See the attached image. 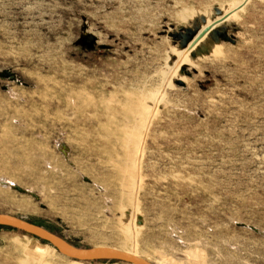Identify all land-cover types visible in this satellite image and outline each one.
<instances>
[{"label":"rangeland","instance_id":"1","mask_svg":"<svg viewBox=\"0 0 264 264\" xmlns=\"http://www.w3.org/2000/svg\"><path fill=\"white\" fill-rule=\"evenodd\" d=\"M245 1L0 0V178L26 191L0 214L81 249L140 229L152 264H264V0L180 37ZM62 256L0 228V264H128Z\"/></svg>","mask_w":264,"mask_h":264},{"label":"water","instance_id":"2","mask_svg":"<svg viewBox=\"0 0 264 264\" xmlns=\"http://www.w3.org/2000/svg\"><path fill=\"white\" fill-rule=\"evenodd\" d=\"M249 0H246L242 5H240L237 9L232 12L222 14L220 10L215 9L217 15L220 16L218 20H215L212 24H207L205 18H200L194 24L193 29H189L185 31V33H181L180 37L184 43V46L192 47L197 45L203 38L207 37L211 32H214L215 36L218 38H222L225 34H227L226 28H222L220 31H216V26H220L227 19L231 17V15L244 8ZM200 22L204 24V27L201 28ZM96 43L94 37H91L89 40V48L92 49ZM10 78V73L7 74ZM66 149V147H63ZM64 149H62V153L65 154ZM16 191L20 193H24V190L20 188H15ZM0 228L2 229H11L24 232L31 236H34L40 239L43 242L48 243L53 248H55L61 255L66 258L72 259L74 261H82V262H124L128 264H152L143 259L134 257L128 253H124L111 248H91V249H81L77 248L64 239L52 234L51 232L43 229L40 226L27 222L23 219L0 214Z\"/></svg>","mask_w":264,"mask_h":264},{"label":"bare ground","instance_id":"3","mask_svg":"<svg viewBox=\"0 0 264 264\" xmlns=\"http://www.w3.org/2000/svg\"><path fill=\"white\" fill-rule=\"evenodd\" d=\"M192 47H194V46H192ZM12 78L14 77V76H11ZM143 103V102H142ZM151 107H148V108H146V112L148 111V113H149V116L147 115V117L148 118H146V119H148V120H145V125H144V131L145 132H148V130H149V128L151 127L150 125H151V117L153 116V117H155V113H156V110L158 109V107H159V104L157 103V102H152L151 101V105H150ZM143 110H144V108H143ZM150 115H151V117H150ZM144 120V119H143ZM135 122H137V121H135ZM140 127V126H139ZM143 127V126H142ZM135 128V127H134ZM142 133V132H141ZM133 136V135H132ZM142 142V141H141ZM64 149V148H63ZM64 151H65V153L67 152L66 151V149H64ZM142 173V172H141ZM20 188L21 190H23L21 187H18L15 183H13L12 181H10V180H5V179H1L0 178V188L1 189H5V190H15V188ZM24 193H26V191H24ZM17 207H19V208H25L26 207V205L25 204H22V203H19V204H17L16 205ZM139 230L140 229H136L135 231H131V233L130 234H127V236L131 239V243H132V249H131V251H123V250H118V251H121V252H124V253H128V254H130V255H133L134 257H137V258H140V259H143V260H145V261H147V262H149V263H151V259L150 258H148V257H145L144 255H143V253L142 252H140L139 250H137V238H138V232H139ZM124 234H125V232H124ZM126 235V234H125ZM10 244V247L11 248H18L19 246H20V243L19 242H17V241H12V242H10L9 243ZM99 248H106V247H99ZM55 249V248H54ZM56 250V249H55ZM115 250H117V249H115ZM57 251V250H56ZM29 253V252H28ZM30 254V253H29ZM32 254H35V253H33L32 252ZM63 257V256H62ZM63 259H68L69 260V258H66V257H63ZM72 260V259H71ZM74 261V260H73ZM76 262H82V261H76ZM82 263H85V262H82Z\"/></svg>","mask_w":264,"mask_h":264},{"label":"trees","instance_id":"4","mask_svg":"<svg viewBox=\"0 0 264 264\" xmlns=\"http://www.w3.org/2000/svg\"><path fill=\"white\" fill-rule=\"evenodd\" d=\"M2 229V228H1ZM5 229V228H4Z\"/></svg>","mask_w":264,"mask_h":264}]
</instances>
